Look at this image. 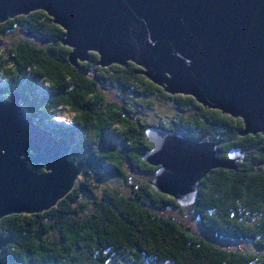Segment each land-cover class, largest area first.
I'll return each instance as SVG.
<instances>
[{
  "label": "trees",
  "instance_id": "obj_1",
  "mask_svg": "<svg viewBox=\"0 0 264 264\" xmlns=\"http://www.w3.org/2000/svg\"><path fill=\"white\" fill-rule=\"evenodd\" d=\"M17 26L40 39L18 43L9 55L0 52V96L21 94L23 109L45 130L71 146L70 159L86 166L85 179L50 210L12 214L0 219V261L6 264H264V258L218 246L215 239L259 240L264 249V135H242L244 122L221 110L203 106L190 95L168 93L130 62L99 66L100 55L74 66L72 49L62 43L65 29L43 10L0 24L6 35ZM93 74V76L90 75ZM117 85L135 99L152 95L174 104L180 123L165 128L192 140L209 137L220 142L222 158L240 148L249 151L237 169L215 168L200 183L191 205L213 237L195 234L161 210H183L178 200L157 191L152 183L131 184L135 196L107 188L98 194L92 172L129 178L128 170L156 173L159 167L144 160L153 144L138 110L106 98L105 84ZM131 100V99H130ZM71 109L70 124L55 120L59 109ZM183 113V115H182ZM130 165L127 170L126 166ZM44 172L42 165H33ZM84 193L94 197L95 211L82 216L77 203ZM155 208L160 211H155Z\"/></svg>",
  "mask_w": 264,
  "mask_h": 264
},
{
  "label": "water",
  "instance_id": "obj_2",
  "mask_svg": "<svg viewBox=\"0 0 264 264\" xmlns=\"http://www.w3.org/2000/svg\"><path fill=\"white\" fill-rule=\"evenodd\" d=\"M37 10L65 29L74 66L92 52L102 67L133 62L168 93L241 118L242 135H264V0H0V24ZM147 135L144 160L159 167L151 183L183 207L197 201L211 170L237 169L249 153L233 148L221 158L219 141L166 128ZM184 142L192 147L181 154ZM70 150L28 115L19 92L0 96V219L42 213L66 197L84 166L69 160Z\"/></svg>",
  "mask_w": 264,
  "mask_h": 264
},
{
  "label": "rangeland",
  "instance_id": "obj_3",
  "mask_svg": "<svg viewBox=\"0 0 264 264\" xmlns=\"http://www.w3.org/2000/svg\"><path fill=\"white\" fill-rule=\"evenodd\" d=\"M24 41H31L37 44L38 46L45 45L41 43L40 39H37V37L31 35L28 32V28H25L23 26H17L16 29L10 32L9 34L6 35L0 34V43H1L0 52L8 56L9 50L11 48L16 46L18 43ZM90 75L93 76L92 73H90ZM106 83L107 82L101 83V84H105L104 87L105 89L103 90L106 94V98L109 101L116 100L122 104L129 103L131 105H134L135 110H138L144 122H147L151 126L150 128H155V127L165 128L169 124H173L174 126L177 127L182 126L183 121H181V123L179 122L180 121L179 118H182L180 116L181 115L180 111L177 109V107L174 104L162 102L156 95H152L150 97L143 99L140 98L135 99V97L131 96V93H127L116 84L108 85L109 83L108 84ZM74 115L75 113L71 109L61 108L58 110L54 121L58 123L70 124ZM177 127L174 130L175 134H178L179 131ZM202 139L205 141H212L209 139V137H205ZM183 147L184 148L179 147L180 148L179 153L181 154L182 153L184 154V152H186L187 149H190L192 145H190L188 142H184ZM185 159L186 158H184L181 161V164L183 163V161H185ZM69 160H71L70 157ZM80 162L81 161L75 163L79 164ZM29 165L33 166L34 164L29 163ZM85 166L86 165L84 164L83 170L78 175L74 188L79 187V185L84 181L85 179L84 171L87 169ZM129 167L130 165L126 166L127 170L129 169ZM128 171L130 173L129 178L123 179L122 177H116V176L113 177L103 171H97L96 173L88 169V172L92 176L90 180L95 182L94 184L98 185V189H96V192L98 194H101L100 192L106 190L107 188H116L121 190V192L126 196H135L136 194L134 193L131 184H136V185L147 184L150 183L155 178V173L140 172L136 170H128ZM92 201H94V197L92 195L87 193H84L82 195L81 199L77 203L78 207L83 208L82 216L87 217L96 210ZM152 209L155 211H160L155 208ZM161 211L166 217L175 218L184 226L190 228V230H192L195 234L208 240L213 239V237H211V235L208 233V231L202 224L200 218L196 215L195 211L191 209V206L185 207L183 210H180L178 208L168 207L167 209ZM260 239L262 241V238H259L258 240H254V241L234 240L230 238H221V239L218 238L215 239L214 241L218 246H223L231 250L245 251L264 258V249H260V247H263L260 245V241H259Z\"/></svg>",
  "mask_w": 264,
  "mask_h": 264
},
{
  "label": "flooded vegetation",
  "instance_id": "obj_4",
  "mask_svg": "<svg viewBox=\"0 0 264 264\" xmlns=\"http://www.w3.org/2000/svg\"><path fill=\"white\" fill-rule=\"evenodd\" d=\"M219 154H220V152H219ZM219 157H221L220 155H219ZM222 158V157H221ZM39 166V165H38ZM43 166V165H42ZM33 167V166H32ZM44 167V166H43ZM35 169V168H34Z\"/></svg>",
  "mask_w": 264,
  "mask_h": 264
}]
</instances>
